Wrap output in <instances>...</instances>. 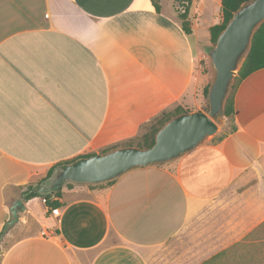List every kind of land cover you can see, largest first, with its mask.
Returning <instances> with one entry per match:
<instances>
[{
  "label": "crops",
  "instance_id": "1",
  "mask_svg": "<svg viewBox=\"0 0 264 264\" xmlns=\"http://www.w3.org/2000/svg\"><path fill=\"white\" fill-rule=\"evenodd\" d=\"M213 3L210 18L206 0H191L187 35L176 0L170 13L163 0H0V264H163L147 254L207 203L236 220L246 200L264 203L261 69L236 90V132L111 185H67L57 209L25 199L14 228L36 230L2 249L12 205L52 168L132 142L177 107L204 111L200 63L221 19Z\"/></svg>",
  "mask_w": 264,
  "mask_h": 264
},
{
  "label": "water",
  "instance_id": "2",
  "mask_svg": "<svg viewBox=\"0 0 264 264\" xmlns=\"http://www.w3.org/2000/svg\"><path fill=\"white\" fill-rule=\"evenodd\" d=\"M263 23L264 0H249L236 10L216 43L207 49L212 74L207 94L208 112L194 110L172 117L158 130L150 148L120 147L57 165L47 179L14 202L10 209L12 218L4 226L2 236L26 212L24 200L32 192L45 196L57 193L67 185L98 186L114 182L131 171L178 160L210 141L224 121L235 78L251 51L255 33Z\"/></svg>",
  "mask_w": 264,
  "mask_h": 264
},
{
  "label": "rangeland",
  "instance_id": "3",
  "mask_svg": "<svg viewBox=\"0 0 264 264\" xmlns=\"http://www.w3.org/2000/svg\"><path fill=\"white\" fill-rule=\"evenodd\" d=\"M173 1L163 0L166 12L170 13L173 10ZM180 2H182V6ZM213 2L214 0H206L205 15L210 18L217 13L214 10L215 3ZM186 5L187 1L176 0L178 17ZM210 46L211 43L204 47L205 59L200 63V105L205 112L209 111V105L207 97L203 94V89L207 84L210 85L212 78L206 50ZM236 78L229 98L234 92ZM230 124L229 118L224 117V121L219 124L218 133L228 131ZM243 203L240 204L239 211H236L242 216L241 219H234L235 215L228 213L231 212L229 209L227 213H224L226 222L223 219V214L215 212L217 210L212 207L214 205L207 203L201 208L199 216L192 220L183 233L156 252L147 254V257L150 261L163 264H264V221L254 222L253 217H259V214L253 213L251 208L254 205L262 213L264 203H250L247 200ZM229 223H231L230 227L227 225ZM34 230H36V225L32 221H29L26 229L14 228L6 237L7 241H3L2 249H6L18 239L32 234Z\"/></svg>",
  "mask_w": 264,
  "mask_h": 264
},
{
  "label": "trees",
  "instance_id": "4",
  "mask_svg": "<svg viewBox=\"0 0 264 264\" xmlns=\"http://www.w3.org/2000/svg\"><path fill=\"white\" fill-rule=\"evenodd\" d=\"M185 1H187V5L184 6L183 12L179 14V19L181 21V26H182L183 31L187 35H190L192 33V30H191L190 21L188 17H189V12H190V7H191V0H185ZM247 1L249 0H221L222 17L220 19L219 24L210 28L211 45H214L216 43L218 36L224 30V28L228 24L229 20L233 17L236 10L243 3ZM181 4L182 2H180V5ZM158 10L159 9L157 8V11ZM261 69H264V23L261 25V27L258 29V31L254 35L251 51L248 57L246 58L241 70L238 73V76L236 78L237 83H236V86L234 87V92L226 103L225 117L229 118L231 122L230 128L226 132H223V133L219 132L211 140L212 142L222 141L228 135L233 134L234 132L237 131V126L235 123V102H234V96H235L236 90L244 79H246L248 76H250L254 72L259 71ZM208 89H209V84H207L203 90V94L205 97H207ZM184 112H190V110H186L182 107H177L172 112H164L159 117L154 119L149 125L145 126L143 134H141L139 137H137L132 142H128L124 145L114 146L112 148L104 150L102 153H107L117 148L126 147V146H138L141 148H150L154 145L155 137H156L158 130L172 117L178 114L184 113ZM89 156H92V155H88L84 157H89ZM54 168L51 169V171L48 173L45 179H47L51 175ZM44 180H42V182ZM111 184H113V182L107 183L105 185H111ZM105 185H101V186H105ZM68 186L72 187L73 185H68ZM91 187H94V186H91ZM32 188H33V185L28 186L27 191H31ZM60 194H61V190L57 193L45 195V196H40L36 192H32L29 196H27L26 199L28 200L34 197H42L43 199L46 200V205L50 209H57L58 207H60L61 203L58 200H52V198L53 196L59 197Z\"/></svg>",
  "mask_w": 264,
  "mask_h": 264
},
{
  "label": "built area",
  "instance_id": "5",
  "mask_svg": "<svg viewBox=\"0 0 264 264\" xmlns=\"http://www.w3.org/2000/svg\"><path fill=\"white\" fill-rule=\"evenodd\" d=\"M43 202L46 203V200L44 199Z\"/></svg>",
  "mask_w": 264,
  "mask_h": 264
}]
</instances>
